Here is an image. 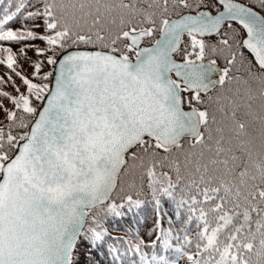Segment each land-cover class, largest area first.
<instances>
[{"label":"snow or ice","instance_id":"6c2138e0","mask_svg":"<svg viewBox=\"0 0 264 264\" xmlns=\"http://www.w3.org/2000/svg\"><path fill=\"white\" fill-rule=\"evenodd\" d=\"M0 264H264V0H0Z\"/></svg>","mask_w":264,"mask_h":264},{"label":"trees","instance_id":"16d2710c","mask_svg":"<svg viewBox=\"0 0 264 264\" xmlns=\"http://www.w3.org/2000/svg\"><path fill=\"white\" fill-rule=\"evenodd\" d=\"M3 71V68H2V66H0V72H2Z\"/></svg>","mask_w":264,"mask_h":264}]
</instances>
